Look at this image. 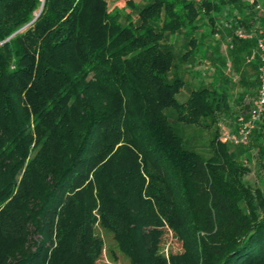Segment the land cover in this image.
I'll list each match as a JSON object with an SVG mask.
<instances>
[{
    "label": "trees",
    "instance_id": "obj_1",
    "mask_svg": "<svg viewBox=\"0 0 264 264\" xmlns=\"http://www.w3.org/2000/svg\"><path fill=\"white\" fill-rule=\"evenodd\" d=\"M125 1L136 18L109 0H0V264H107L101 232L115 264H264V117L249 145L222 143L228 92L215 81L179 100L172 39L189 28L187 60L201 12L216 27L243 0ZM231 34L235 61L263 37ZM249 63L259 86L262 60ZM169 109L215 127L210 157ZM253 148L260 185L238 160ZM165 228L181 251L164 252Z\"/></svg>",
    "mask_w": 264,
    "mask_h": 264
},
{
    "label": "rangeland",
    "instance_id": "obj_2",
    "mask_svg": "<svg viewBox=\"0 0 264 264\" xmlns=\"http://www.w3.org/2000/svg\"><path fill=\"white\" fill-rule=\"evenodd\" d=\"M111 9L119 10L122 13H131L136 18V12L133 11L125 0H109ZM140 6L150 2V0H136ZM215 19L216 27L211 24L208 14L203 11L197 23L200 24L193 35L197 39V51L187 60H182L181 55L189 49L188 40L191 32L184 28L179 31L174 39L175 51L178 58L177 71L186 81V85L178 94L181 101H185L193 88L211 87L212 82L217 83L218 87L228 92L230 109L220 115L219 124L233 129L236 126L237 116L251 107L257 95L258 71L249 63L248 53L240 60H233L231 57V45L228 41L231 33L237 29H244L248 32H262L264 37V1L243 0L237 5H227L220 12H217ZM249 18V28L243 27L240 23L242 19ZM214 28V30H213ZM256 48V47H255ZM254 48V49H255ZM243 54V52H241ZM240 53V54H241ZM224 61V62H223ZM170 121L174 125L178 134L182 137L186 148L195 150L200 155L208 158L212 155L211 139L214 130L194 125H186L176 121V114L172 109L168 111ZM250 144V143H249ZM248 144V145H249ZM232 151H238L235 146H230ZM256 151H251L253 163L246 157V153H241L238 160L249 165L252 172L246 175V179L252 185H260L258 178V168L255 162ZM105 240L102 260L107 264H115L109 256L108 249L114 246L110 235L104 232L100 233ZM163 250L168 252H179L182 250V243L177 239L175 233L169 228H165L163 237ZM121 255V253H119ZM121 260L123 258L120 256Z\"/></svg>",
    "mask_w": 264,
    "mask_h": 264
},
{
    "label": "built area",
    "instance_id": "obj_3",
    "mask_svg": "<svg viewBox=\"0 0 264 264\" xmlns=\"http://www.w3.org/2000/svg\"><path fill=\"white\" fill-rule=\"evenodd\" d=\"M235 36L242 39H253L257 37L256 32H246L243 29L235 30ZM232 36L228 41L231 42ZM262 60L259 68V86L254 104L244 112H241L236 118V126L233 129L222 126L219 134V140L222 143H230L232 145H248L254 130L264 117V38H258V44L255 49L247 57L248 62H252L258 58Z\"/></svg>",
    "mask_w": 264,
    "mask_h": 264
}]
</instances>
